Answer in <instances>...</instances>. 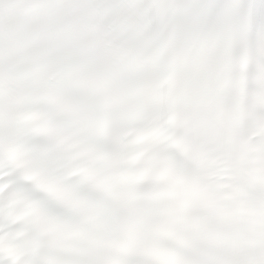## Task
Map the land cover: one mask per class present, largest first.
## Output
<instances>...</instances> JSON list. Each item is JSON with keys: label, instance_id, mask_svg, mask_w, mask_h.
<instances>
[{"label": "clouds", "instance_id": "obj_1", "mask_svg": "<svg viewBox=\"0 0 264 264\" xmlns=\"http://www.w3.org/2000/svg\"><path fill=\"white\" fill-rule=\"evenodd\" d=\"M0 264H264V0H0Z\"/></svg>", "mask_w": 264, "mask_h": 264}]
</instances>
